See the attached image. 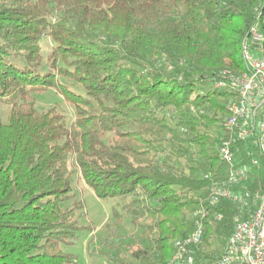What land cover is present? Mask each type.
Masks as SVG:
<instances>
[{
	"label": "trees",
	"instance_id": "1",
	"mask_svg": "<svg viewBox=\"0 0 264 264\" xmlns=\"http://www.w3.org/2000/svg\"><path fill=\"white\" fill-rule=\"evenodd\" d=\"M255 26L264 36V0H0V100L11 106L0 122V264L74 262L64 246L90 225L78 222L84 202L67 204L72 166L96 196H118L114 221L130 216L147 241L100 264H167L224 175L237 93L218 83L249 71ZM51 87L75 105L71 122L58 105L36 108ZM252 175L246 186L263 195L264 175ZM231 206L207 221L209 247L215 230L231 232Z\"/></svg>",
	"mask_w": 264,
	"mask_h": 264
},
{
	"label": "built area",
	"instance_id": "2",
	"mask_svg": "<svg viewBox=\"0 0 264 264\" xmlns=\"http://www.w3.org/2000/svg\"><path fill=\"white\" fill-rule=\"evenodd\" d=\"M263 41L262 32L255 26L243 47L249 71L238 75L225 70L220 74L222 78L218 84H230L237 93L226 117L229 134L223 138L218 151L225 163L224 175L211 184L207 204L192 209L190 216L194 226L190 232L173 240V251L167 264H264V194L246 186L252 176L251 167L264 166L260 163V158L264 159ZM253 48L262 55L253 57ZM239 144L245 145V164H238L245 160L237 154L242 148ZM236 187L240 189L235 190ZM228 204L232 205L228 240L221 244L225 233L221 229L215 230L210 238L213 247H209L205 243L207 221L221 223L225 212L220 207Z\"/></svg>",
	"mask_w": 264,
	"mask_h": 264
},
{
	"label": "rangeland",
	"instance_id": "3",
	"mask_svg": "<svg viewBox=\"0 0 264 264\" xmlns=\"http://www.w3.org/2000/svg\"><path fill=\"white\" fill-rule=\"evenodd\" d=\"M41 44L43 45L42 53L44 55V61H46L47 55L51 51L53 40L49 36H44ZM251 54L253 57H260L262 55L257 48H253ZM72 86L77 90H82L78 84ZM53 105H58L61 110L63 109L67 115L66 120L68 122H71L75 118V105L67 100L64 95L58 93L55 88L51 87L42 94H39L36 101V108L45 110ZM10 109L11 106L8 103L0 100V122L7 120ZM259 114L260 112L258 111V121ZM260 159L264 160L263 158ZM71 168L75 169L73 170L72 183L74 184L75 195L67 204L71 205L74 200H81L85 203V207L78 210L77 217L80 225H90V228L80 230L77 240L70 245L64 246L67 251L75 255L74 262L70 264H100L108 262L105 252L120 251L122 257L125 259L130 258L132 246L136 247L142 243L144 245L145 243L147 244V241L142 238V230L134 226L130 216H126L122 222L114 221L112 207L120 202V198L118 196L108 198L96 196L93 188L82 178L80 170L73 166ZM251 173L264 175V166L262 168L252 166ZM227 240V235H224L220 243L224 244ZM110 243L115 244L117 248H111Z\"/></svg>",
	"mask_w": 264,
	"mask_h": 264
}]
</instances>
